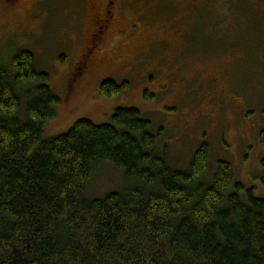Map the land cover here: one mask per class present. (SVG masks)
<instances>
[{
    "label": "trees",
    "instance_id": "16d2710c",
    "mask_svg": "<svg viewBox=\"0 0 264 264\" xmlns=\"http://www.w3.org/2000/svg\"><path fill=\"white\" fill-rule=\"evenodd\" d=\"M162 4L160 15L168 17ZM233 9L234 35L223 33V21L214 17L207 24L212 27L201 31L228 48L186 46L182 60L199 51L226 54L242 48L248 58L244 69L257 80L264 76V40L253 53L246 41L233 46L241 36L238 29L249 22L240 16L252 20L255 15L248 5V12ZM203 13L208 21L210 15ZM182 63L180 69L186 66ZM12 66L11 72L0 62V264H264V199L236 181L229 163L218 162L211 176L205 138L187 164L172 166L155 148L167 127L143 120L136 110L119 109L108 125L84 120L67 134L45 140V127L56 118L60 101L48 76L36 70L33 53H20ZM245 71L240 69L235 81L246 91ZM129 83L104 80L100 93L117 99ZM250 89L257 94L253 82ZM260 142L264 147V130ZM106 166L123 177L124 190L87 201V187ZM261 170L255 178L264 186V159Z\"/></svg>",
    "mask_w": 264,
    "mask_h": 264
},
{
    "label": "rangeland",
    "instance_id": "374dc122",
    "mask_svg": "<svg viewBox=\"0 0 264 264\" xmlns=\"http://www.w3.org/2000/svg\"><path fill=\"white\" fill-rule=\"evenodd\" d=\"M231 5L246 12L248 5L254 12L252 20L247 14L240 16L249 22L238 29L241 36L238 33L232 43L235 46L246 41L247 51L255 52L258 43L264 40V22L260 21L264 20V1H169L162 5L168 17H155L147 13L143 0H131L125 8L131 7L107 38L90 73L74 90L72 73L80 71V67L78 71L75 69L87 46L82 31L89 28L90 10L83 11L81 24L77 26L75 9H72L75 0H0V62L12 72L13 59L28 51L35 56L36 70L48 76V85L60 103L55 107L56 118L45 127V140L67 134L80 121L103 126L110 124L119 109L136 110L143 120L153 122L154 119L162 129L167 127L155 148L166 153L173 161L172 166L187 164L205 138L204 143L208 142L210 147L211 176L218 162L229 163L236 181L253 189L254 198L264 199V186L256 179L261 175L264 159L260 142V133L264 130V76L255 80L251 71H245L248 58L242 48L226 54L206 52L224 51L228 43L201 33L212 27L214 23L207 24L214 17L215 21H223V33L232 31L234 35L237 27L231 24V28L229 24L236 13L233 7L229 10ZM204 11L210 15L205 22ZM197 18L201 22L194 27ZM134 25L139 26L136 32L132 31ZM118 33L122 35L117 36ZM251 33L259 37L253 39ZM201 45L205 52L199 51L195 57L182 60L186 46L195 49ZM180 62L186 63L182 69L178 67ZM240 69L249 76H244L245 84L249 82L246 91L242 83L235 81ZM110 79L133 83H129V89L120 97L110 100L100 93L102 82ZM252 82L258 89L253 95ZM165 87L168 90L164 91ZM249 96L255 99L249 101ZM251 130L257 134L252 136ZM201 134L206 135L201 137ZM168 139L171 140L169 147L165 145ZM113 170L106 166L97 174L96 181L86 189L87 201L103 200L110 193L124 190L123 177Z\"/></svg>",
    "mask_w": 264,
    "mask_h": 264
},
{
    "label": "flooded vegetation",
    "instance_id": "af4514ba",
    "mask_svg": "<svg viewBox=\"0 0 264 264\" xmlns=\"http://www.w3.org/2000/svg\"><path fill=\"white\" fill-rule=\"evenodd\" d=\"M129 1L131 0H75V6H73L72 9H75L74 13H76V25L78 26L81 24V15L83 11L86 10L87 12L90 10L91 16L89 18V28L86 32L82 31V34H84L87 39V46L83 50L80 61L75 69V71H78V67H80V71L77 74L72 73L74 76L73 81L76 83V86L73 88L74 90H77L80 87L81 81L90 73L93 68L94 59L104 50L103 45L107 38L114 32L119 24V19L124 17L125 11L131 7L128 6L125 8ZM143 1L147 6V13L151 16L157 17L162 13L159 7L161 2L163 4L169 1L176 3L178 0ZM203 19L205 20V18ZM198 20L199 18L196 19L194 27L199 26L201 21L198 22ZM138 28V25H134L132 31L136 32ZM77 35L79 36L81 33H77ZM116 35H122V33ZM118 69L119 67L117 70ZM163 90H168V87H165Z\"/></svg>",
    "mask_w": 264,
    "mask_h": 264
}]
</instances>
